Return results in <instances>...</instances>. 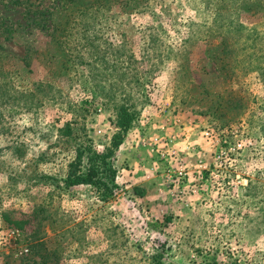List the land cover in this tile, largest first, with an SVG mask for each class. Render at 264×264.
<instances>
[{"label":"rangeland","instance_id":"rangeland-1","mask_svg":"<svg viewBox=\"0 0 264 264\" xmlns=\"http://www.w3.org/2000/svg\"><path fill=\"white\" fill-rule=\"evenodd\" d=\"M0 264H264V0H0Z\"/></svg>","mask_w":264,"mask_h":264},{"label":"trees","instance_id":"trees-1","mask_svg":"<svg viewBox=\"0 0 264 264\" xmlns=\"http://www.w3.org/2000/svg\"><path fill=\"white\" fill-rule=\"evenodd\" d=\"M17 2L19 0H13ZM22 4V1H21ZM25 12L29 14L26 21L31 24L35 22L40 24V20L43 18L32 16V9L30 6L23 5ZM84 10L81 9L80 11ZM34 12V11H33ZM25 13V14H26ZM227 35V34H226ZM226 35H221L219 43L225 44L230 41L227 40ZM59 46L62 48L66 46V40H58ZM135 112L127 104H120L115 110L114 121L112 122L116 127L126 130L128 129L134 120ZM118 142L112 145L105 146L103 151H97L91 139L79 142L75 147L74 156L69 160L67 164L66 173L63 178H56L49 174H40L39 179L43 181V184L53 187L54 190L62 189L63 187H72L79 184H88L96 187L101 194L102 199L107 200L114 196V178L115 169L112 167L111 161L108 160L112 149L111 146H117Z\"/></svg>","mask_w":264,"mask_h":264},{"label":"built area","instance_id":"built-area-1","mask_svg":"<svg viewBox=\"0 0 264 264\" xmlns=\"http://www.w3.org/2000/svg\"><path fill=\"white\" fill-rule=\"evenodd\" d=\"M171 141V140H170Z\"/></svg>","mask_w":264,"mask_h":264}]
</instances>
